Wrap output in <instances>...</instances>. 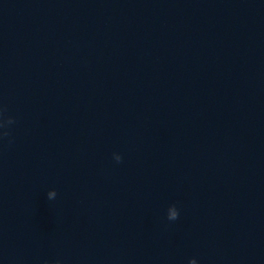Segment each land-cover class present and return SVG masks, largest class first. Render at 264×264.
Instances as JSON below:
<instances>
[{"label":"water","instance_id":"obj_1","mask_svg":"<svg viewBox=\"0 0 264 264\" xmlns=\"http://www.w3.org/2000/svg\"><path fill=\"white\" fill-rule=\"evenodd\" d=\"M0 264H264V0H0Z\"/></svg>","mask_w":264,"mask_h":264},{"label":"clouds","instance_id":"obj_2","mask_svg":"<svg viewBox=\"0 0 264 264\" xmlns=\"http://www.w3.org/2000/svg\"><path fill=\"white\" fill-rule=\"evenodd\" d=\"M121 160V158H118V161L117 162H119ZM51 195H53V194H49V197H51ZM176 214L175 213H173V216H175Z\"/></svg>","mask_w":264,"mask_h":264}]
</instances>
